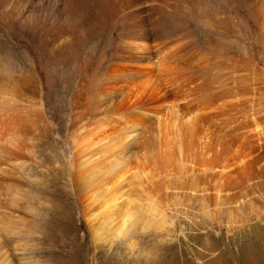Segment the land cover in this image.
I'll return each instance as SVG.
<instances>
[{
    "label": "rangeland",
    "instance_id": "obj_1",
    "mask_svg": "<svg viewBox=\"0 0 264 264\" xmlns=\"http://www.w3.org/2000/svg\"><path fill=\"white\" fill-rule=\"evenodd\" d=\"M254 1L264 0H0V114H29L15 141L0 139V264H264V6L253 15ZM142 43L150 50L136 57ZM159 49L182 50L151 70L170 93L166 80L190 79L181 103L198 105L211 139L194 155L178 141L159 163L140 134L97 195L75 156L97 121L147 104L150 90L132 101L123 81ZM111 149L98 168L113 164Z\"/></svg>",
    "mask_w": 264,
    "mask_h": 264
},
{
    "label": "bare ground",
    "instance_id": "obj_2",
    "mask_svg": "<svg viewBox=\"0 0 264 264\" xmlns=\"http://www.w3.org/2000/svg\"><path fill=\"white\" fill-rule=\"evenodd\" d=\"M248 4V3H247ZM249 5V4H248ZM247 6V5H246ZM264 1H254V3L250 4V13L253 15H260L259 12L263 9ZM247 11V10H246ZM258 19V18H257ZM260 21V20H259ZM262 23V22H261ZM187 45V44H186ZM185 45V46H186ZM184 47V45L182 46ZM192 47V46H191ZM173 48V47H172ZM187 48V47H186ZM152 49V46H151ZM150 50V44L142 43L141 45H136V48L133 47L132 51L135 53L136 57L138 55L144 56V54L148 53ZM174 50V49H173ZM176 51L166 52L164 49H159L158 51L154 52L157 57L158 61L153 62L152 60H149V66L151 67H144L143 69L137 70L134 74V76L128 77L125 79L124 85L128 87V96L130 100H136V98H139L140 95L144 94L145 92L150 90L149 95V101H147V104H143L140 109L131 110L126 109L123 110L125 114H118V116L114 117L113 119L109 120H99L96 123V127H100V131L93 133L86 143H84V147L82 148L80 154H77L75 156V159L77 160L78 165V171L84 175L83 178V184L84 188L93 187V190L99 188V190L96 192L97 195L101 194L102 192L109 191L108 190V183L109 180H114L116 176L122 171L125 170V164L126 163V154H124L129 146V141L132 140L134 137L139 136L142 134L144 137L146 143L153 147L155 151L151 154V156L148 157V159H152L155 162L163 163L167 162L169 160V156L167 153H165V148L170 147L172 144H176L178 141L181 142L179 148L180 153H184L185 151H188V155H194L196 152H198L197 148L201 147L204 142L210 140L211 138V124L209 122V119H206V117H203L199 115L198 113V105L195 107H188L184 106L181 102L184 100L185 97L190 95V92L192 89L190 88H184L186 83L183 81H187L190 79L184 75L181 76H175L170 81H167V85L169 84L171 87H173V91L170 93L167 90H165L166 85L165 83L160 81L159 74L155 73L156 71H152V67L156 64V66L160 67L164 64L174 60L177 58V54L179 53L177 49ZM180 50V49H179ZM182 51V50H181ZM180 51V53H182ZM184 52V51H183ZM192 52V51H191ZM194 52V51H193ZM192 52V53H193ZM152 53V52H151ZM179 53V54H180ZM186 53V52H185ZM197 53V52H195ZM187 54V53H186ZM190 52L188 53V55ZM187 55V57H188ZM194 55V54H193ZM192 55V56H193ZM149 56V55H148ZM186 56V55H185ZM201 56V55H200ZM146 57V56H145ZM156 57V58H157ZM198 57V56H197ZM180 58V57H179ZM194 58V56H193ZM204 58V57H203ZM200 59H202L200 57ZM134 60V59H133ZM181 61V60H180ZM188 60H185L183 62H186ZM134 63V62H133ZM131 63V64H133ZM201 63V62H200ZM138 64V63H137ZM146 64V63H145ZM173 64V63H172ZM170 65V64H168ZM174 65V64H173ZM141 66V65H140ZM161 66V67H162ZM185 66V64H184ZM203 66V65H202ZM139 67V66H138ZM142 67V66H141ZM164 67H166L164 65ZM162 68V70L164 69ZM204 67V66H203ZM130 68V67H129ZM134 68V67H133ZM168 68V67H167ZM177 69V68H176ZM185 69V68H184ZM183 69V71H184ZM187 69V68H186ZM194 69L195 66H194ZM136 70V69H135ZM159 70V69H158ZM161 70V71H162ZM175 70V69H174ZM164 71V70H163ZM173 71V69H172ZM188 71V70H187ZM176 72V71H175ZM189 72V71H188ZM196 72V71H195ZM159 73V72H158ZM165 73H168L165 71ZM179 75V73H178ZM192 75V74H191ZM197 75V74H196ZM168 76V75H167ZM125 77V76H123ZM162 77V76H161ZM197 77V76H196ZM122 78V77H121ZM182 79V81H181ZM219 79V78H218ZM162 80V79H161ZM120 81V80H119ZM192 81V80H191ZM203 83V82H202ZM220 84V83H219ZM121 85V83H120ZM122 84V86L124 87ZM187 86V85H186ZM185 86V87H186ZM201 86V85H199ZM192 87V86H191ZM198 88V87H197ZM127 90V88H124ZM123 89V90H124ZM167 89V88H166ZM203 89V88H201ZM217 89V88H216ZM229 91V90H228ZM231 91V90H230ZM234 91H236L234 89ZM193 92V91H192ZM191 92V93H192ZM228 93H214L211 98L208 96V102H214L218 101L220 98L224 100V96H227ZM232 94V93H230ZM229 94V95H230ZM237 94V93H236ZM120 95V94H119ZM192 95V94H191ZM197 95V93H196ZM202 95V94H201ZM205 95V94H203ZM235 95V94H234ZM198 96V95H197ZM101 97V96H100ZM189 97V96H188ZM194 98V97H192ZM191 98V99H192ZM227 99V98H226ZM128 100V99H127ZM144 100V99H143ZM148 100V99H146ZM145 100V101H146ZM190 100V99H189ZM197 100V99H196ZM3 101V100H2ZM5 101V100H4ZM7 101V100H6ZM129 101V100H128ZM127 101V102H128ZM193 101V100H192ZM191 101V102H192ZM221 101V100H220ZM232 101V100H231ZM126 102V103H127ZM142 102V101H141ZM190 102V103H191ZM0 103H2L0 101ZM108 103V102H107ZM184 103V101H183ZM207 103V102H206ZM205 103V105H206ZM211 104V103H210ZM220 104V103H219ZM125 105V104H124ZM130 105V104H129ZM146 105H149L147 107ZM225 105V104H224ZM145 107L150 108V111L147 109H143ZM211 106V105H209ZM4 105L0 104V111L4 108ZM107 107V106H106ZM105 107V108H106ZM117 107V106H116ZM126 107V106H125ZM206 107V106H205ZM241 107V105H240ZM108 108V107H107ZM115 108V107H114ZM14 109V108H13ZM134 109V108H133ZM210 109V108H209ZM233 109V108H228ZM8 110V109H7ZM91 111V110H90ZM103 111V110H102ZM30 112V111H29ZM32 112V111H31ZM107 112V111H106ZM117 112V110H116ZM200 112V111H199ZM204 112V111H203ZM202 112V113H203ZM105 113V112H104ZM112 113V112H111ZM115 113V112H114ZM205 113V112H204ZM221 113V112H220ZM237 113V112H236ZM6 114V111L4 110L3 113L0 114V139L4 140V136L7 135L9 137L5 140L7 141H15L14 136L15 133L21 128V126L24 124L25 120H28V115L24 114L23 117L19 116L20 111L12 110L10 112L9 117H11V120H6L2 118L3 115ZM90 115V114H89ZM203 115V114H202ZM208 115V114H207ZM206 115V116H207ZM215 115V114H214ZM7 116V115H6ZM16 116V117H15ZM111 117L113 115H110ZM216 116V115H215ZM220 117V116H219ZM15 118V121L13 122V119ZM84 118V117H83ZM107 118V117H106ZM211 123L214 121L211 120ZM230 119V118H229ZM222 120V119H221ZM93 121V120H92ZM30 122V121H29ZM96 122V121H95ZM106 122L113 123L110 130L108 131L104 126ZM93 123V122H92ZM213 124V123H212ZM92 125V124H91ZM106 125V124H105ZM12 126V128L10 127ZM26 127V126H25ZM90 127V126H89ZM23 129V128H22ZM84 129V127H83ZM78 130V129H77ZM79 131V130H78ZM93 131V130H92ZM18 133V132H17ZM186 135H188V140H186ZM77 136V135H76ZM210 138V139H209ZM134 140V139H133ZM135 141V140H134ZM144 144V143H143ZM16 145V144H15ZM11 146V145H10ZM145 146V145H144ZM176 146V145H175ZM174 146V148H175ZM19 147V146H18ZM120 147L119 151L117 152L116 156L113 155V164L109 166L108 169H102L98 168L94 162L95 160L98 161L99 153L100 152H106L108 149ZM141 147V145H140ZM150 147V148H151ZM20 148V147H19ZM173 149V147H171ZM112 150V149H111ZM168 150V149H167ZM133 151V150H132ZM131 151V153H132ZM138 151V150H136ZM153 151V150H152ZM75 152V151H74ZM141 152V150L139 151ZM148 152V151H147ZM146 152V153H147ZM170 152V150L168 151ZM136 153V152H135ZM172 153V152H171ZM174 153V151H173ZM176 153V152H175ZM106 154L109 155L107 152ZM124 154V155H123ZM130 154V153H129ZM170 154V153H169ZM137 155V154H136ZM179 155V154H178ZM102 156V155H101ZM112 156V155H111ZM140 156V155H139ZM146 156V155H145ZM180 156V155H179ZM182 156V155H181ZM108 157V156H107ZM106 157V158H107ZM110 157V156H109ZM112 157V158H113ZM142 157V156H141ZM104 158V157H103ZM138 158V157H137ZM145 158V157H144ZM101 159V158H100ZM109 160V158H108ZM129 160V159H128ZM132 160V159H131ZM185 160V159H184ZM187 161V160H186ZM150 162V161H149ZM185 162V161H184ZM98 163V162H95ZM107 163V160H106ZM152 163V162H151ZM105 164V163H104ZM141 164V163H140ZM107 165V164H106ZM149 165V164H147ZM159 165V164H158ZM167 166V165H166ZM105 167V165H104ZM76 168V167H75ZM106 168V167H105ZM127 170V169H126ZM137 171V170H136ZM125 172V171H124ZM123 172V173H124ZM131 173V172H130ZM134 173V172H133ZM132 173V174H133ZM144 173V172H143ZM125 174V173H124ZM131 174V175H132ZM126 175V174H125ZM137 177L141 176L139 173L136 174ZM147 175H149L147 173ZM146 175V176H147ZM124 176V175H123ZM125 177V176H124ZM134 177V176H133ZM103 179H109L106 182L102 183ZM121 179V178H119ZM126 179V178H125ZM141 179V178H140ZM140 181V180H139ZM82 182V181H81ZM111 183V182H110ZM122 183V182H120ZM111 185V184H110ZM113 187V185H111ZM115 186V185H114ZM110 187V188H112ZM118 188V187H117ZM116 188V189H117ZM121 188V187H120ZM119 188V189H120ZM144 189V187L142 188ZM146 189V188H145ZM134 191V190H133ZM113 192V191H112ZM105 193V192H104ZM103 193V194H104ZM124 193V192H123ZM106 194V193H105ZM108 195V194H107ZM114 196V195H113ZM106 197V196H105ZM118 197V196H117ZM111 198V197H110ZM122 198V197H121ZM118 198V199H121ZM104 199V198H103ZM135 200V199H133ZM117 201V200H116ZM128 202V200H126ZM130 201V200H129ZM132 201V200H131ZM130 201V202H131ZM107 202V201H106ZM126 202V203H127ZM135 202V201H133ZM129 203V202H128ZM144 204V203H143ZM150 204V203H149ZM107 205V204H106ZM130 205V204H129ZM136 205V204H135ZM140 205V204H139ZM145 205V204H144ZM152 205V204H151ZM127 206V205H125ZM138 206V205H136ZM142 206V205H141ZM110 207V206H109ZM130 207V206H129ZM132 207V206H131ZM128 208V207H127ZM134 208V207H133ZM128 211L125 216L124 224L127 223L129 225H132L134 227L136 224V221L139 220L141 210L134 209ZM138 208H140L138 206ZM151 208V207H150ZM110 209V208H109ZM157 209V208H156ZM128 210V209H127ZM153 210V209H152ZM113 211V210H111ZM155 211V210H154ZM151 212V211H150ZM112 213V212H111ZM152 213V212H151ZM156 213V212H155ZM151 215V214H150ZM153 218V217H152ZM153 220V219H152ZM151 220V221H152ZM156 220V219H155ZM150 221V222H151ZM149 222V220H148ZM140 223V222H139ZM157 223V222H156ZM134 225V226H133ZM162 225V224H161ZM125 228H122L123 231H125ZM128 227V226H127ZM131 228V226H130ZM130 230V229H129ZM126 232V231H125ZM127 234V232L125 233ZM95 235V234H94ZM123 235V234H122Z\"/></svg>",
    "mask_w": 264,
    "mask_h": 264
}]
</instances>
